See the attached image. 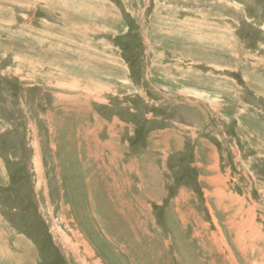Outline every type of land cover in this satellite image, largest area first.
Here are the masks:
<instances>
[{
  "label": "rangeland",
  "instance_id": "1",
  "mask_svg": "<svg viewBox=\"0 0 264 264\" xmlns=\"http://www.w3.org/2000/svg\"><path fill=\"white\" fill-rule=\"evenodd\" d=\"M0 264H264V0H0Z\"/></svg>",
  "mask_w": 264,
  "mask_h": 264
},
{
  "label": "bare ground",
  "instance_id": "2",
  "mask_svg": "<svg viewBox=\"0 0 264 264\" xmlns=\"http://www.w3.org/2000/svg\"><path fill=\"white\" fill-rule=\"evenodd\" d=\"M52 36V35H51ZM50 63V62H49ZM61 82V81H60ZM58 83V82H57ZM61 86V85H60Z\"/></svg>",
  "mask_w": 264,
  "mask_h": 264
}]
</instances>
